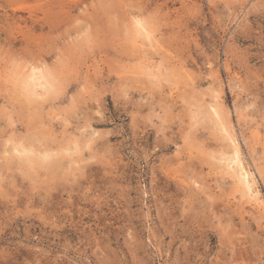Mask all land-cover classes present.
Listing matches in <instances>:
<instances>
[{
    "label": "rangeland",
    "instance_id": "rangeland-1",
    "mask_svg": "<svg viewBox=\"0 0 264 264\" xmlns=\"http://www.w3.org/2000/svg\"><path fill=\"white\" fill-rule=\"evenodd\" d=\"M255 198L264 0H0V264H264Z\"/></svg>",
    "mask_w": 264,
    "mask_h": 264
},
{
    "label": "bare ground",
    "instance_id": "bare-ground-1",
    "mask_svg": "<svg viewBox=\"0 0 264 264\" xmlns=\"http://www.w3.org/2000/svg\"><path fill=\"white\" fill-rule=\"evenodd\" d=\"M135 21H134V23L136 24V22H137V25H135L136 27H137V30L138 31H140V32H143V33H145L146 35H147V33H148V29H146L145 28V26H143L142 24H140V22L139 21H137L136 19H134ZM147 23V22H146ZM134 25V24H133ZM133 28H135L134 26H133ZM147 28H149V27H147ZM152 29V28H151ZM151 31V30H150ZM133 38H134V36H133ZM155 41V40H154ZM152 42H153V40H152ZM140 45V44H139ZM154 45V44H153ZM145 47V46H144ZM153 47V46H152ZM36 68V67H35ZM35 68H31L32 69V73H31V75H29L27 78H25V79H22L21 80V83H23V87H24V89H25V91H27L26 93H29V94H31V95H33V94H36V88L37 87H41V88H43V89H46V88H48L50 85H51V80H50V76H49V74L48 73H46V72H43V71H39V72H36V69ZM30 69V70H31ZM38 70V69H37ZM146 70V69H145ZM150 72V71H149ZM154 72V71H153ZM151 73V72H150ZM153 74V73H152ZM157 75V74H156ZM156 75H154V76H156ZM149 76H150V74H149ZM215 108V107H214ZM212 109V111H214L215 109ZM218 110V109H217ZM218 114H219V112H218ZM218 119V118H217ZM222 122V121H221ZM221 125H222V123H221ZM223 127V126H222ZM221 128V127H220ZM224 131L227 133V136L230 138V140H231V142H232V144H233V155H234V157H233V162H234V164L236 165V167H238V175H239V177H240V179L245 183V185H246V187L248 188V190H246V191H252L251 190V187H250V183L248 182V174H250V172H252V171H248L247 172V170H245L244 169V167L242 166V164H241V159H240V149H239V147L236 145V143H235V140L237 139V137H235L236 139H234V137L232 136V135H230L229 134V131L227 130V129H225L224 128ZM235 136V135H234ZM238 142V141H237ZM232 148V147H231ZM19 149V148H18ZM26 150H28L27 148H26ZM17 151H20V150H17ZM16 151V152H17ZM243 155V154H242ZM230 156V155H229ZM225 158H230V157H225ZM244 160V159H243ZM245 161V160H244ZM232 164V163H231ZM233 164V165H234ZM246 166H247V164H246ZM250 169V168H249ZM248 169V170H249ZM253 173V172H252ZM250 175H253V174H250ZM254 176V175H253ZM250 177V176H249ZM253 178V177H252ZM218 179V178H217ZM238 180V179H237ZM250 181V180H249ZM251 182H253L252 180H251ZM253 184V183H252ZM257 190V189H256ZM250 193H252V192H250ZM255 193V192H254ZM235 194V193H234ZM241 196V195H240ZM239 198V197H238ZM250 205L253 207V209L255 210V211H257V213H262L263 211H264V204L262 203V201L261 200H259V198H255V202L254 203H252V202H250ZM246 208V207H245ZM247 208H248V206H247ZM261 215V214H260Z\"/></svg>",
    "mask_w": 264,
    "mask_h": 264
}]
</instances>
